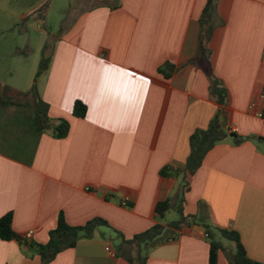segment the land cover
<instances>
[{"label":"crops","instance_id":"1","mask_svg":"<svg viewBox=\"0 0 264 264\" xmlns=\"http://www.w3.org/2000/svg\"><path fill=\"white\" fill-rule=\"evenodd\" d=\"M52 1L0 0L7 15L0 29L37 20L46 35L38 47L29 40L1 52V60L15 57L14 73L7 61L0 68L4 96L32 88L38 54L52 36L44 30ZM86 1L70 5L71 21L48 45L51 63L37 83L49 117L69 122L68 135L58 139L50 130L38 137L12 123L8 142L0 134V219L11 213L16 235L33 232L24 243L0 240V264H41L31 243L47 244L61 214L70 226L101 218L111 228H97L49 264H131L127 256L136 257L137 248L121 247L116 232L130 240L174 222H161L156 206L176 203L191 136L221 111L207 75L192 63L207 0H91L77 8ZM218 14L222 23L209 47L228 91L221 123L239 132L217 143L187 177L183 205L191 222L150 249L146 264H209L206 226L213 236L218 229L237 232L247 256L264 264V121L255 116L264 94V0H219ZM167 64L176 68L167 70L169 78L160 73ZM76 101L87 107L84 118L73 115ZM223 248L218 264H230L226 252L233 256L235 246Z\"/></svg>","mask_w":264,"mask_h":264},{"label":"trees","instance_id":"2","mask_svg":"<svg viewBox=\"0 0 264 264\" xmlns=\"http://www.w3.org/2000/svg\"><path fill=\"white\" fill-rule=\"evenodd\" d=\"M219 0H207L206 7L200 18V37L199 48L196 57L192 63L201 68L207 75L210 82V93L212 98L216 101L221 111L212 119L206 130L196 131L190 139L191 152L187 159L182 173L184 174L183 189L178 194L176 203L166 199L158 202L156 206V213L160 218H164L165 214L173 207L178 214V219L167 226L160 224L154 225L149 230L135 235L132 239L126 240L120 232H116L122 238L121 247H126L132 250L137 248V256L133 257L131 254L127 259L131 264H146L147 252L166 242L175 239L181 230L190 224V220L184 214V194L188 189L187 177L193 176L196 171L202 166L203 160L207 153L214 148V146L226 139L229 135L224 130L221 123V112L226 108L228 103V91L223 82L216 76L212 66V50L209 47L215 29L222 23L218 14ZM51 63V55L48 45L42 52V60L39 66L38 73L34 79V83L29 92L19 94L18 98H23L25 102L14 101L10 97H5L0 91V112L6 107L19 108L18 114L12 124L14 126H21L26 129L25 132L31 133L40 137L45 132L52 130L53 136L58 139L65 138L70 130V124L67 120H53L48 115V105L42 100L38 91V79L45 74ZM175 71V67L167 64L165 69H161L160 73L166 78H169L170 73ZM24 110V111H23ZM87 114V107L81 101H76L73 109V115L77 118H84ZM236 137V135H232ZM235 142L239 140L235 138ZM170 169L162 172V176H167ZM12 214H6L0 219V240L10 241L12 239H19L21 242H27L24 237L16 235L12 229ZM99 227L111 228L109 223L101 218H95L87 222L83 226H70L65 221L61 214L58 219L57 227L50 232L49 242L47 244L31 243V247L36 250L41 257V264L51 263L61 252L74 248L81 239L91 238L94 231ZM207 234L209 235V264H218L219 252L223 250V245L214 240L211 234V229L206 226ZM220 235L232 242L235 246V254L229 260L230 264H261L251 260L246 253V250L241 242L240 236L235 231L217 230Z\"/></svg>","mask_w":264,"mask_h":264},{"label":"rangeland","instance_id":"3","mask_svg":"<svg viewBox=\"0 0 264 264\" xmlns=\"http://www.w3.org/2000/svg\"><path fill=\"white\" fill-rule=\"evenodd\" d=\"M90 1V2H89ZM74 0H54L50 2V5H47L46 9H48V21L44 27V30L48 33H51L52 36H47V42L49 46L55 45L58 40L62 37L63 32L66 30L68 24L70 23V5H73ZM1 3V2H0ZM91 0H87L84 4H80L77 8L88 7L90 5ZM14 5V4H13ZM50 6V7H49ZM50 8V9H49ZM0 18L5 19L7 15L0 11ZM38 21L32 20L29 23L24 24L21 21H18L9 32H4L3 29H0V54L1 52L9 51L17 45L24 44L30 40L33 47H38L41 38L46 36L42 31L38 29ZM27 30V31H26ZM44 43V41L42 42ZM45 47V45H44ZM40 56L38 54V60H40ZM13 58V59H12ZM15 57H8L7 59L1 60L0 56V68L4 62L5 65L9 66V70L12 72L15 69ZM17 60V59H16ZM14 73V72H12ZM15 76V75H14ZM16 77V76H15ZM4 78V77H3ZM17 81V77L14 79ZM7 97V96H5ZM14 101L25 102L23 98H18V96L10 97ZM19 108L16 107H6L3 112L0 114V134L6 135L3 140L8 142L10 139L9 136H12L14 133L13 127H9V125L13 122L12 120L20 114ZM24 111V110H23ZM22 112V111H21ZM21 128V126H19ZM22 132V131H21ZM178 219V214L175 209H171L165 215V218L161 220L164 223H170ZM214 240L216 242H220L224 245V247L231 251V248L234 247L233 243L223 238L219 233H215ZM227 258L229 260L232 259V256L226 252Z\"/></svg>","mask_w":264,"mask_h":264},{"label":"built area","instance_id":"4","mask_svg":"<svg viewBox=\"0 0 264 264\" xmlns=\"http://www.w3.org/2000/svg\"><path fill=\"white\" fill-rule=\"evenodd\" d=\"M259 100L261 101L262 103V107L261 108H257V111L255 112V116L260 119V120H263L264 121V94H261L259 96ZM249 109L250 110H254L255 109V106H254V103H252L250 106H249ZM229 134L231 135H236L238 132H239V128L236 126V125H233L229 128L228 130ZM121 205L123 207H128V202L127 200H124ZM205 237L208 238L209 235L208 234H205ZM33 238V232L30 231L28 233H26L24 235V239L26 240H31ZM107 252H109V254H111L112 256H115V252L110 248V247H107L106 248Z\"/></svg>","mask_w":264,"mask_h":264}]
</instances>
